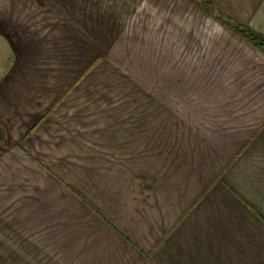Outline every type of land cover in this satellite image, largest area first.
<instances>
[{
	"label": "crops",
	"instance_id": "obj_1",
	"mask_svg": "<svg viewBox=\"0 0 264 264\" xmlns=\"http://www.w3.org/2000/svg\"><path fill=\"white\" fill-rule=\"evenodd\" d=\"M0 264H264V53L196 0H0Z\"/></svg>",
	"mask_w": 264,
	"mask_h": 264
},
{
	"label": "trees",
	"instance_id": "obj_2",
	"mask_svg": "<svg viewBox=\"0 0 264 264\" xmlns=\"http://www.w3.org/2000/svg\"><path fill=\"white\" fill-rule=\"evenodd\" d=\"M200 6L215 16V19L222 23L228 29L233 30L235 33L245 39L249 45L257 51L264 53V35L254 31L250 26L245 25L232 17H229L214 6H212L207 0H196Z\"/></svg>",
	"mask_w": 264,
	"mask_h": 264
}]
</instances>
